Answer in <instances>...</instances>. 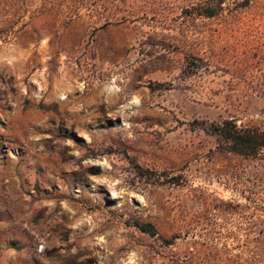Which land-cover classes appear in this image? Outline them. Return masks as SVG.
<instances>
[{
    "label": "rangeland",
    "instance_id": "1",
    "mask_svg": "<svg viewBox=\"0 0 264 264\" xmlns=\"http://www.w3.org/2000/svg\"><path fill=\"white\" fill-rule=\"evenodd\" d=\"M215 1L0 0V264H264V157L208 128L264 130V0Z\"/></svg>",
    "mask_w": 264,
    "mask_h": 264
},
{
    "label": "trees",
    "instance_id": "2",
    "mask_svg": "<svg viewBox=\"0 0 264 264\" xmlns=\"http://www.w3.org/2000/svg\"><path fill=\"white\" fill-rule=\"evenodd\" d=\"M220 1H215L211 4L202 5L197 14L205 17H210L218 12ZM245 3L247 1L245 0ZM205 4V3H204ZM193 65H197L199 59L190 58ZM190 63V62H189ZM209 131L214 133L222 142L225 151L243 158H252L261 156L264 157V130L257 127L237 126L233 119H224L218 123H210ZM135 170L139 175L145 174L147 170H142L139 166L134 165ZM137 228L149 235H155V230L150 223H136Z\"/></svg>",
    "mask_w": 264,
    "mask_h": 264
}]
</instances>
